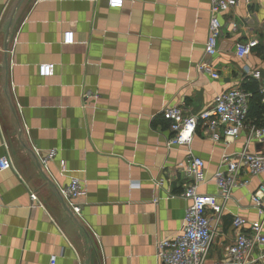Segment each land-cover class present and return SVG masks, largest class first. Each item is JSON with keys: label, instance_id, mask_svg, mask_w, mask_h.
<instances>
[{"label": "crops", "instance_id": "crops-1", "mask_svg": "<svg viewBox=\"0 0 264 264\" xmlns=\"http://www.w3.org/2000/svg\"><path fill=\"white\" fill-rule=\"evenodd\" d=\"M208 10L209 0H124L122 9L107 0H0V157L11 163L0 172V264H48L50 255L56 264H159L155 244L179 233L188 206L180 196L188 152L204 162L198 192L217 195L220 158L241 151L247 131L225 144L200 126L189 148L168 149L161 113L197 115L243 84L259 91L247 74L264 75V0L221 15L210 60L216 80L196 70L207 60ZM68 31L73 44L62 45ZM246 40L258 46L237 59ZM41 64L55 65L51 77L38 76ZM51 149L56 161L44 173L36 153ZM248 150L264 152V144ZM58 160L86 182L80 216L62 203ZM242 178L248 186L231 193L221 215L207 213L213 237L204 264L225 263L234 218L258 221L250 195L264 173Z\"/></svg>", "mask_w": 264, "mask_h": 264}, {"label": "built area", "instance_id": "built-area-1", "mask_svg": "<svg viewBox=\"0 0 264 264\" xmlns=\"http://www.w3.org/2000/svg\"><path fill=\"white\" fill-rule=\"evenodd\" d=\"M252 0H209V19L204 53L207 57L203 63L197 65L199 73H207L211 79L219 76L213 71L210 60L217 55V45L221 36V15L230 12L241 4H250ZM124 0H107L109 9H122ZM236 28L232 25V29ZM62 45L73 44V34L65 32ZM258 46L257 40H246L238 45L235 56L237 59L248 57ZM55 69L54 64L38 65V76L51 77ZM249 77L260 82V103L264 105V75L257 71L248 72ZM86 99L96 100L95 94L85 95ZM251 95L241 88L235 87L217 94L209 109L197 115H185L179 107L164 109L161 117L168 122L170 139L166 147L171 149L189 148L198 127H202L211 141H217L221 135L225 144L237 139L243 131H247L244 147L238 153L220 158L219 167L212 176L217 195H203L198 192L201 185L207 183L204 162L188 152L181 172L187 183L180 195L188 206L184 212L179 233L172 238L158 240L155 244V258L159 264H204L209 246L212 241L210 218L207 213L219 217L225 205L230 200L231 193L248 186L249 180L242 178L243 174L257 177L264 173V152L251 153L248 148L251 143L264 144V128L248 125L247 117ZM40 169L46 173L49 165L56 161L57 150L51 149L36 153ZM58 176L67 180V185L59 189L65 209L73 216H80L84 197V180L69 174L63 160H58ZM11 169V163L6 156L0 157V172ZM31 203H37L34 193L30 194ZM250 202L255 209L257 223L247 224L244 219L234 218L232 227L236 236L231 245L225 248L224 264H264V185H260L250 195ZM157 203V199L153 201ZM1 210V203H0ZM247 228V229H245ZM1 242V236H0ZM57 257L50 255L48 264H56Z\"/></svg>", "mask_w": 264, "mask_h": 264}, {"label": "trees", "instance_id": "trees-1", "mask_svg": "<svg viewBox=\"0 0 264 264\" xmlns=\"http://www.w3.org/2000/svg\"><path fill=\"white\" fill-rule=\"evenodd\" d=\"M242 89L251 95L247 120L257 128H264V105L260 103V95L254 84H243Z\"/></svg>", "mask_w": 264, "mask_h": 264}]
</instances>
